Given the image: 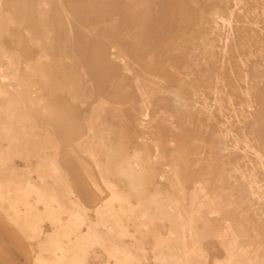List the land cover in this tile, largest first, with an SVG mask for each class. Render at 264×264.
Returning a JSON list of instances; mask_svg holds the SVG:
<instances>
[{"label": "rangeland", "instance_id": "rangeland-1", "mask_svg": "<svg viewBox=\"0 0 264 264\" xmlns=\"http://www.w3.org/2000/svg\"><path fill=\"white\" fill-rule=\"evenodd\" d=\"M69 2L0 0V264H264V0Z\"/></svg>", "mask_w": 264, "mask_h": 264}, {"label": "bare ground", "instance_id": "bare-ground-1", "mask_svg": "<svg viewBox=\"0 0 264 264\" xmlns=\"http://www.w3.org/2000/svg\"><path fill=\"white\" fill-rule=\"evenodd\" d=\"M58 1V3L60 4V6L62 7V10H63V12H64V14L65 15H68V16H72V13H71V9H70V7L69 8H67V6H70L71 5V3L69 2V3H67L68 1H70V0H57ZM202 110V109H201ZM203 111H204V109H203ZM208 112V111H207ZM204 113H206V111L204 112Z\"/></svg>", "mask_w": 264, "mask_h": 264}]
</instances>
